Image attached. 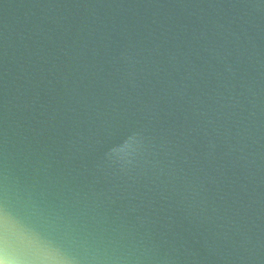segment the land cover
<instances>
[{
	"label": "water",
	"instance_id": "95a60500",
	"mask_svg": "<svg viewBox=\"0 0 264 264\" xmlns=\"http://www.w3.org/2000/svg\"><path fill=\"white\" fill-rule=\"evenodd\" d=\"M0 264H264V0H0Z\"/></svg>",
	"mask_w": 264,
	"mask_h": 264
}]
</instances>
